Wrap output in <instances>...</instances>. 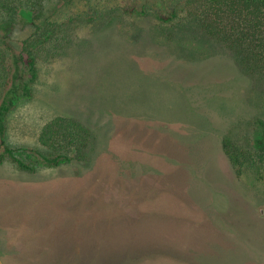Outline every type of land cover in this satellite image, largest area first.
<instances>
[{
  "label": "rangeland",
  "instance_id": "1",
  "mask_svg": "<svg viewBox=\"0 0 264 264\" xmlns=\"http://www.w3.org/2000/svg\"><path fill=\"white\" fill-rule=\"evenodd\" d=\"M189 1L44 0L65 42L42 50L8 142L36 148L60 116L89 129V154L33 171L0 162V264H264L260 174L239 177L224 149L251 151L263 91ZM166 8L175 23L158 21ZM22 24L15 47L33 31Z\"/></svg>",
  "mask_w": 264,
  "mask_h": 264
},
{
  "label": "trees",
  "instance_id": "2",
  "mask_svg": "<svg viewBox=\"0 0 264 264\" xmlns=\"http://www.w3.org/2000/svg\"><path fill=\"white\" fill-rule=\"evenodd\" d=\"M189 5L193 7L192 22L228 51L263 91L261 115L256 121L257 136L251 151L230 152L226 142L224 149L239 177L246 165L251 166L259 172L264 187V0H195L189 1ZM148 12L146 5L125 10L130 15L141 16ZM43 13L44 0H0V162L8 159L29 171L37 166L56 168L84 163L91 140L86 126L72 118L58 116L42 127L38 147L18 150L8 142L6 122L19 104L33 98L42 50L48 45L55 49L56 43L65 42V36L59 35L58 22L42 21ZM156 17L161 24H173L178 20V10L166 8ZM21 23L24 29L30 26L33 31L22 46L15 47L10 34ZM21 151H29L28 159L21 156Z\"/></svg>",
  "mask_w": 264,
  "mask_h": 264
}]
</instances>
